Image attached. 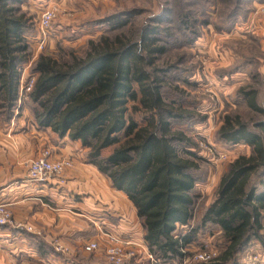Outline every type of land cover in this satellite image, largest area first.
<instances>
[{
	"label": "trees",
	"instance_id": "obj_1",
	"mask_svg": "<svg viewBox=\"0 0 264 264\" xmlns=\"http://www.w3.org/2000/svg\"><path fill=\"white\" fill-rule=\"evenodd\" d=\"M18 2L0 0L3 113L15 108L21 67L28 62L26 20ZM105 23L114 35L89 40L82 54L61 50L40 54L33 62L35 80L27 97L36 125L80 142L89 161L134 207L147 251L155 258L181 262L185 248L206 226L218 229L225 247L216 258L198 264H235L253 240L264 247V94L261 106L256 90L238 91L248 109L263 116L253 130L238 115L223 117L218 139L244 144L251 153L229 164L214 201L203 210L198 227H191L194 172L202 159L178 127L190 113L162 95L158 74L165 71L158 63L168 42L158 41V35L164 29L144 27L133 35L126 31L128 19L116 16ZM185 228L189 231L183 234Z\"/></svg>",
	"mask_w": 264,
	"mask_h": 264
},
{
	"label": "rangeland",
	"instance_id": "obj_2",
	"mask_svg": "<svg viewBox=\"0 0 264 264\" xmlns=\"http://www.w3.org/2000/svg\"><path fill=\"white\" fill-rule=\"evenodd\" d=\"M16 6L25 17L24 35L29 45L28 62L21 67L19 77V84L22 79L23 85L33 75L31 67L40 54L55 55L61 50L82 54L89 40L114 35L105 23L111 17L128 19L130 28L126 31L133 35H139L144 27L164 29L158 35V41L168 42L167 51L158 63V69L165 71L158 74L164 84L162 95L166 102H174L181 111L190 113V118L178 127L189 135L194 152L202 159L194 172L196 201L190 222L191 227H198L200 216L214 201L229 164L251 153L244 144L231 145L218 139L217 130L223 117L238 115L251 130L263 119L248 109L238 91L256 90L257 103L263 106L264 0H19ZM46 7L56 8V18L47 31L49 37L44 48L38 52L35 42L40 34L38 20ZM32 105L25 95L17 101L14 114L26 106L32 116ZM107 153L106 150L103 155ZM186 231L189 229L181 230L183 234ZM108 236L126 244L131 252L121 264H198L216 258L225 247L218 229L206 226L198 230L185 248L181 262L167 263L150 255L145 243L142 250H137L140 245L122 242L118 235L109 233L101 264H112L105 254ZM56 242H53L55 252L68 253L66 247H63L66 252L57 251ZM91 259L88 256L87 262ZM235 264H264V247L251 241L238 253Z\"/></svg>",
	"mask_w": 264,
	"mask_h": 264
},
{
	"label": "crops",
	"instance_id": "obj_3",
	"mask_svg": "<svg viewBox=\"0 0 264 264\" xmlns=\"http://www.w3.org/2000/svg\"><path fill=\"white\" fill-rule=\"evenodd\" d=\"M14 110L0 112V204L15 225L0 227V264H101L109 233L142 250L134 207L89 161L80 142L38 127L26 106L17 115ZM45 148L51 160L70 159L73 167L59 180L32 182L27 164ZM55 241L68 253L55 252ZM90 241L99 249L86 253Z\"/></svg>",
	"mask_w": 264,
	"mask_h": 264
},
{
	"label": "built area",
	"instance_id": "obj_4",
	"mask_svg": "<svg viewBox=\"0 0 264 264\" xmlns=\"http://www.w3.org/2000/svg\"><path fill=\"white\" fill-rule=\"evenodd\" d=\"M56 8H45L41 13L38 20L39 36L36 39V49L40 52L46 43L48 38L47 31L49 30L52 22L56 18ZM34 83L33 75L28 79L27 83L23 85V80H20L18 101L20 102L28 92L31 91ZM73 164L70 159H50V151H41L36 158L29 161L27 164V178L36 183H46L52 179H60L64 172L71 169ZM13 227L12 215L8 207L4 204H0V227ZM21 227V226H18ZM28 230H30L28 228ZM109 245L106 248L105 254L107 259L112 264H121L123 258L130 257L131 252L126 244L119 243L114 237L108 236ZM55 249L57 251L66 252L67 249L55 243ZM98 249L96 242H90L84 246V251L87 253L93 252ZM204 257H200L199 260L204 261Z\"/></svg>",
	"mask_w": 264,
	"mask_h": 264
}]
</instances>
